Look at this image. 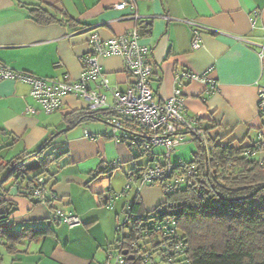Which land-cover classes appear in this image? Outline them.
Masks as SVG:
<instances>
[{"label":"crops","instance_id":"0c3cea01","mask_svg":"<svg viewBox=\"0 0 264 264\" xmlns=\"http://www.w3.org/2000/svg\"><path fill=\"white\" fill-rule=\"evenodd\" d=\"M120 1L0 0V65L41 77L78 79L93 36L109 39L134 29L135 13L152 22L141 43L150 49L156 98L166 100L180 87L184 112L201 119L209 138L235 147L253 145L258 133L264 134V115L258 107L264 85V0H136L134 11L117 9ZM33 8L49 10L56 20L38 22ZM196 30L200 33L197 47L193 44ZM99 61L110 87L130 86L133 79L121 55L101 56ZM184 71L204 74L207 81L181 79ZM85 106L81 98L67 95L58 111L46 113L31 96L30 83L1 79V161L35 151L50 137L59 136L64 116ZM96 121L111 126L103 120H86L63 140L58 137L59 145L66 142L69 154L52 166L49 182L58 195L53 206L76 213L83 223L69 227L50 217L49 204L13 195L18 205L10 219L13 228L42 225L51 218L52 230L21 240L16 253L2 247L10 256L9 264H106L115 251L116 225L136 196L144 212L164 202L162 187L141 178L135 179H140L134 185L135 195L122 200L125 189L118 193L117 188L124 177L149 163V158L143 163L138 147L119 140L103 125L91 124ZM195 149L192 133H186L172 159L191 161ZM163 153V147L155 149L156 158ZM255 156L264 158V150ZM16 190L11 188L13 194Z\"/></svg>","mask_w":264,"mask_h":264},{"label":"trees","instance_id":"16d2710c","mask_svg":"<svg viewBox=\"0 0 264 264\" xmlns=\"http://www.w3.org/2000/svg\"><path fill=\"white\" fill-rule=\"evenodd\" d=\"M32 11L40 23L56 20L47 9ZM137 25L141 36L152 30L150 19H139ZM114 117V111L109 108L89 110L85 106L64 116V128L70 130L86 120L111 124ZM192 118L204 130L201 137L184 132V136L192 133L196 143L192 160H173L171 176L148 183L161 186L165 195L164 202L155 209L144 212L139 196L128 205L127 220L116 226L115 251L107 263L121 255L124 262L119 264H140L144 257L151 264H264V158L255 156L264 150V145L257 141L243 147L217 143L209 138L201 119ZM123 124V129L114 131L115 136L138 147L140 154L149 158V163L127 174L128 178L131 175L140 178L144 168L162 158L157 159L155 151L146 150L145 140L134 135L142 131L138 123L126 120ZM59 136L50 137L35 151L25 150L4 162L0 159V248L8 252L16 253V244L25 238L47 235L52 230V217L54 221H62L54 217L59 207L52 203L58 195L49 185L52 166L69 154V148L66 145L60 148L56 141ZM63 143L66 144L60 142ZM190 166L194 170L188 183L168 190L167 184H174L173 176L186 173ZM12 187L17 189L15 194ZM38 187L45 189L44 200L34 194ZM13 195L49 204L50 222L13 228L10 219L18 210ZM171 218L175 223L169 225L167 220ZM177 242L184 245L183 251L174 247ZM124 250L128 251L126 255Z\"/></svg>","mask_w":264,"mask_h":264},{"label":"built area","instance_id":"2783aa9c","mask_svg":"<svg viewBox=\"0 0 264 264\" xmlns=\"http://www.w3.org/2000/svg\"><path fill=\"white\" fill-rule=\"evenodd\" d=\"M136 0H121L117 3V9L130 8L134 11ZM257 14L259 11H254ZM132 17H138L135 13ZM255 23V19L254 22ZM140 26L129 30L118 36L109 39H102L99 35L92 38L91 52L82 56L83 70L78 79H58L55 77H41L12 69L8 66L0 65L1 79H17L30 83L31 96L46 113H53L62 106L63 98L67 95H75L81 98L89 110L109 108L114 111L115 117L111 120L114 131L123 129L124 121L132 120L142 128V131L134 134L145 140V149L154 152L157 147L164 148V158L158 160L144 168L140 173V178L144 183H150L159 179L171 176L174 163L172 155L177 146L184 138V132L190 131L197 137L204 135L201 124L192 117H187L184 112L185 103L181 95V88L175 89L174 93L166 100L160 101L156 98L151 86V75L153 66L148 58L150 49L141 43ZM200 33L196 30L193 44L199 46ZM108 55H121L124 58V66L127 74L133 79L126 90L110 87L109 78L102 69L99 58ZM181 79L205 80L204 74L184 71ZM182 81H180V85ZM212 86L215 87L214 82ZM101 89L112 90L113 102H108L107 95ZM258 107L259 113L264 115V85L259 89ZM30 110L35 112V108ZM125 132L124 130H122ZM126 134V132H125ZM256 141L261 146L264 145V134L259 132ZM193 166L187 168L186 173L174 175V184L168 183V190H174L178 186L188 183L189 176L193 172ZM129 181L135 177L129 176ZM128 183L126 188H130ZM34 194L42 200L45 198V189L38 187ZM54 217L67 223L69 227L83 223L82 218L64 208L56 209ZM174 219H168L167 224H174ZM136 244H134L135 247ZM174 247L183 251L184 245L177 242ZM141 256H144L141 254ZM124 262V257L118 255L114 264ZM107 264H111L108 262ZM140 264H151L145 257Z\"/></svg>","mask_w":264,"mask_h":264},{"label":"rangeland","instance_id":"374dc122","mask_svg":"<svg viewBox=\"0 0 264 264\" xmlns=\"http://www.w3.org/2000/svg\"><path fill=\"white\" fill-rule=\"evenodd\" d=\"M106 90V89H105ZM106 92V94L108 95V102L109 103H112L113 102V93H112V90L111 89H109V90H106L105 91ZM104 92V93H105ZM91 124L92 125H96V124H99V125H103V127H107L108 128V132H113L114 131V128H113V126L111 127V126H105L106 124H104V123H102V122H99V121H96V122H91ZM64 125V122L62 123V125L61 126H63ZM61 128H64V127H61ZM69 132H71V130H69V131H65V132H63L61 135H60V139L62 138V140H63V138H65L66 137V135H67V133H69ZM66 144L65 143H63V144H60V148L61 147H64ZM178 147V146H177ZM147 155H142L140 158H139V160H141V161H143V163L144 162H146L147 161ZM164 158V155H158V158ZM157 158V159H158ZM137 181H140V179H138V180H133V181H129V178L127 177V175L124 177V181H123V185L120 187V188H117L118 189V193H121L122 192V189H125V192H123L121 195H122V197L123 196H125V197H123L122 198V200H126L128 197H127V195L128 194H130L131 195V197H133L134 195H135V193H136V189H137V187L136 186H134V185H136V183H137ZM128 183H130L131 185H132V187H130V188H126V186H127V184ZM157 187V186H156ZM131 197H129L130 199H131ZM126 210H127V208H126ZM127 220V213L124 211L123 212V215H122V220L119 222V223H124L125 221ZM117 226V225H116ZM115 257L116 256H114L113 257V261H115ZM0 258H2L3 259V261H0V264H9V259H10V256H9V254H7L5 251H4V248L2 249V247H1V252H0Z\"/></svg>","mask_w":264,"mask_h":264},{"label":"water","instance_id":"95a60500","mask_svg":"<svg viewBox=\"0 0 264 264\" xmlns=\"http://www.w3.org/2000/svg\"><path fill=\"white\" fill-rule=\"evenodd\" d=\"M64 130L66 131V130H68V128H64V129L60 130V132H63ZM127 253H128L127 250H124V251H123V254H124V255H126ZM129 257H131V256L129 255Z\"/></svg>","mask_w":264,"mask_h":264}]
</instances>
